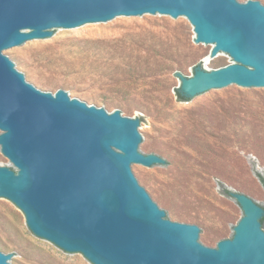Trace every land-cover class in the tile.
<instances>
[{"label":"water","instance_id":"obj_1","mask_svg":"<svg viewBox=\"0 0 264 264\" xmlns=\"http://www.w3.org/2000/svg\"><path fill=\"white\" fill-rule=\"evenodd\" d=\"M122 19H188L194 41L212 47L211 69L176 72L179 92L198 101L236 86L264 87L260 0H0V200L15 204L40 240L92 264H264V207L230 190L244 215L212 247L206 228L175 215L145 186L139 168L176 160L148 153L154 138L122 106L108 111L49 91L8 56L32 43ZM23 257L0 247V264Z\"/></svg>","mask_w":264,"mask_h":264},{"label":"rangeland","instance_id":"obj_2","mask_svg":"<svg viewBox=\"0 0 264 264\" xmlns=\"http://www.w3.org/2000/svg\"><path fill=\"white\" fill-rule=\"evenodd\" d=\"M194 38L188 19H122L116 27L59 33V41L32 43L8 56L23 60L24 72L49 91L68 87L73 97L108 111L122 106L142 119L144 133L154 138L147 154L177 161L169 171L139 168L146 188L175 215L171 220L206 228L216 247L244 215L226 189L264 207V87L179 100L176 72L191 76L198 62L211 69L212 47ZM0 165L12 166L1 147ZM0 247L23 257L17 264H92L40 240L23 212L2 200Z\"/></svg>","mask_w":264,"mask_h":264},{"label":"trees","instance_id":"obj_3","mask_svg":"<svg viewBox=\"0 0 264 264\" xmlns=\"http://www.w3.org/2000/svg\"><path fill=\"white\" fill-rule=\"evenodd\" d=\"M176 92H177V96H178L179 100H186V101H188V100H191L192 99V98H186V97L182 96L181 93L179 92L178 88L176 89ZM259 178H260L261 182L264 184V177L259 176ZM224 192L226 194L230 195V190L229 189H226ZM262 222H264V217L262 219Z\"/></svg>","mask_w":264,"mask_h":264}]
</instances>
